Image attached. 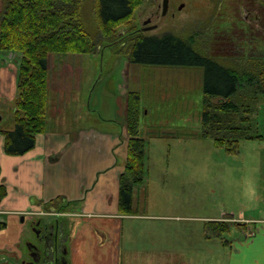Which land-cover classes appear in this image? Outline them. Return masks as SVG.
<instances>
[{"label":"rangeland","instance_id":"rangeland-1","mask_svg":"<svg viewBox=\"0 0 264 264\" xmlns=\"http://www.w3.org/2000/svg\"><path fill=\"white\" fill-rule=\"evenodd\" d=\"M81 1L86 29L97 39L101 33L96 24L94 0ZM261 1L168 0V9L163 15L162 0H141L131 18L115 28L111 41L96 40L101 50L49 54L46 110L49 108L51 113L57 110L72 117L68 123H52L49 119L50 128L83 125L101 130L114 126L118 130L117 121L108 120L107 115L113 96L127 95L128 91H138L140 96L138 129L146 142L147 170L143 182L134 187L133 206L137 212L152 217L128 220L131 237L124 238L121 251L116 245L115 260L113 257H81L85 264H115L119 258L122 264H140L145 257L153 263V257L160 260L199 257L204 246L206 264H215L210 261L211 257H216L212 241L220 237L207 230L209 241L203 233V221L197 218L206 216L209 220L222 215L220 209L225 205L232 208L228 212H234L237 217L240 204L247 203L246 193L253 184L256 194L253 200L261 201L258 197L261 198L264 191L262 167L255 165V169H251L244 160H258V153L261 155L264 150L255 143L241 141L239 154L227 153L223 147H216L211 138L202 135L203 70L188 65L134 64L126 54L127 40L124 44V39L112 44L122 36L127 39V35L137 33L198 34V39L207 41L212 48L226 50L231 62L242 52L243 45L248 48L247 53H252L253 47L264 50V23L257 18L261 15L258 7ZM5 2L0 0V15ZM158 5L160 10L156 14ZM215 36L222 39L215 40ZM108 42L109 45H103ZM3 58L19 64L21 54L0 50V62ZM122 111L126 112L125 107ZM12 118L13 114L10 117L6 112L4 124L12 122ZM256 119L258 132L264 134V101ZM223 221L230 224L228 220ZM49 228L47 225L44 229ZM44 236V244L38 250L43 255L35 264H63L64 257H53L50 253L53 240L47 234ZM222 236L232 238L233 232L226 231Z\"/></svg>","mask_w":264,"mask_h":264},{"label":"crops","instance_id":"crops-1","mask_svg":"<svg viewBox=\"0 0 264 264\" xmlns=\"http://www.w3.org/2000/svg\"><path fill=\"white\" fill-rule=\"evenodd\" d=\"M259 4L261 15L257 18L264 23V0ZM19 64L4 58L0 62V184L6 186V195L0 200V264H35L43 255L38 250L46 234L53 240L50 253L53 257H64L63 264H85L81 257L115 260L116 245L121 251L124 238L131 237L128 220L152 217L137 211L119 213L117 209L119 175L126 161L127 132L125 111H122L126 94L113 96L112 107L107 110L108 120L117 121L118 130L114 126L101 130L83 125L50 128L53 121L68 123L72 117L57 110L51 113L48 108L45 130L35 135L34 146L22 154H8L2 131L14 126L13 118L12 122H4L6 112L10 117L14 112ZM257 114L258 111L253 115L252 133L258 137L240 139L239 148L244 141L264 150V134L258 132ZM262 153H258V160L249 158L244 162L251 169L261 166L264 180ZM254 189L255 184L246 193L247 203L240 204L238 216L232 212L233 218L228 220L232 238L222 236L212 241L216 257L210 261L215 264H264V191L258 197L261 201L256 202ZM220 210L226 214L233 209L225 205ZM222 215L209 220L221 221ZM197 219L203 221V233L208 236L209 220L206 216ZM238 222L241 227L235 226ZM47 225L51 228L48 231L44 229ZM207 239L210 241V236ZM205 249L206 246L199 257L179 260L153 257L155 263L145 257L140 264H206ZM115 264H122V259Z\"/></svg>","mask_w":264,"mask_h":264},{"label":"trees","instance_id":"trees-1","mask_svg":"<svg viewBox=\"0 0 264 264\" xmlns=\"http://www.w3.org/2000/svg\"><path fill=\"white\" fill-rule=\"evenodd\" d=\"M140 2L94 0L96 24L101 33L95 39L82 19L81 0H6L0 15V50L21 54L13 112L14 126L11 130L2 131L6 153L26 152L34 146L35 135L45 130L49 54L101 50L96 40L111 41L115 28L131 18ZM127 37L122 36L112 44H119L123 39L124 44L127 40L126 54L131 63L188 65L203 70L200 124L202 135L211 138L216 147H223L227 153H235L239 149L240 139L258 137L252 133L253 115L264 101V50L253 47L252 53H247L248 48L243 45L242 52L230 62L226 50L212 48L207 41L198 39V34L137 33ZM217 39L222 38L215 36ZM231 41L235 42V39ZM107 44L110 43L103 45ZM139 101L138 91L127 92L126 161L119 175L117 200L118 212L125 214L136 213L133 190L143 182L147 170L146 142L138 129ZM5 195L6 186L0 184V200ZM230 224L223 220L206 222L207 230H212L220 238L229 231ZM235 226L241 227L238 223Z\"/></svg>","mask_w":264,"mask_h":264},{"label":"water","instance_id":"water-1","mask_svg":"<svg viewBox=\"0 0 264 264\" xmlns=\"http://www.w3.org/2000/svg\"><path fill=\"white\" fill-rule=\"evenodd\" d=\"M182 6V4L180 5V7ZM168 7V0H162V12L164 13L166 11ZM233 216L232 213H226V214H223V217L224 218H231Z\"/></svg>","mask_w":264,"mask_h":264},{"label":"flooded vegetation","instance_id":"flooded-vegetation-1","mask_svg":"<svg viewBox=\"0 0 264 264\" xmlns=\"http://www.w3.org/2000/svg\"><path fill=\"white\" fill-rule=\"evenodd\" d=\"M159 7H160V5H158L157 8H156V10H155L156 14H158V12H159V10H160ZM167 9H168V7H167ZM167 9H166V11H167ZM166 11H165V12H166ZM161 12H162V8H161ZM165 12H164V13H165ZM164 13H163V15H164Z\"/></svg>","mask_w":264,"mask_h":264},{"label":"built area","instance_id":"built-area-1","mask_svg":"<svg viewBox=\"0 0 264 264\" xmlns=\"http://www.w3.org/2000/svg\"><path fill=\"white\" fill-rule=\"evenodd\" d=\"M263 202H264V199H263Z\"/></svg>","mask_w":264,"mask_h":264}]
</instances>
